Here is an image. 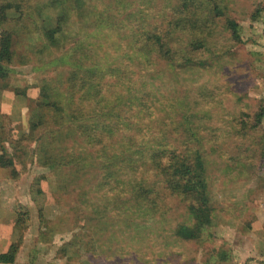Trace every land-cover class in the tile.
Instances as JSON below:
<instances>
[{
  "label": "rangeland",
  "instance_id": "374dc122",
  "mask_svg": "<svg viewBox=\"0 0 264 264\" xmlns=\"http://www.w3.org/2000/svg\"><path fill=\"white\" fill-rule=\"evenodd\" d=\"M29 1L33 7L48 0ZM219 1L226 5L224 13L238 23L240 41L220 30L201 56L210 65L177 76L161 64L153 69L152 78H146L161 101L169 99L171 119L185 115L190 134L203 137L213 213L200 240L182 239L174 232L177 224L192 225L187 200L176 199L164 215L143 212L136 216L127 212L129 209L116 208L119 199L114 197L129 206L127 193L119 194L127 186H100L101 160L92 157V145L77 134L67 140L58 137L65 150L83 161L79 165L65 161L50 169L41 165L36 140L53 131L60 135L59 129L46 113L35 131L30 128L38 111L35 99L42 100L49 86L67 76L77 46L82 45L87 53L93 49L104 64L114 61L125 40L119 31L107 29L111 15L137 11L148 0H80L83 18L74 15L68 20L57 48L48 46L41 26L53 25L58 6L40 13L38 9L29 11L19 22L16 13L2 6L1 16L14 17L15 30L19 23L23 26L12 62L5 65L9 76L0 79V98H4L0 146L15 161L14 170L6 169L8 174L11 171L10 181H3L0 187L5 189L2 204L9 212L6 219L14 215L12 239L20 237L21 241L15 264H264V118L249 130V137H239L237 127L243 113L250 116L248 125H253L254 112L260 104L264 106V12L251 16L257 7H263L264 0ZM151 2L159 6L165 1ZM25 26L31 31H25ZM201 91L208 94L209 101L200 100L195 106ZM178 108L184 109V114ZM158 124L157 119L150 124L147 121L148 134ZM61 128L66 136L68 132ZM170 134L174 144L187 137L180 129ZM37 177L41 178L37 185L41 194L34 191Z\"/></svg>",
  "mask_w": 264,
  "mask_h": 264
},
{
  "label": "trees",
  "instance_id": "16d2710c",
  "mask_svg": "<svg viewBox=\"0 0 264 264\" xmlns=\"http://www.w3.org/2000/svg\"><path fill=\"white\" fill-rule=\"evenodd\" d=\"M79 1L48 0L31 7L29 0H8L0 3V10L2 6L10 8L17 14L15 17L20 18L19 22L27 18L29 11L38 9L40 13L45 8L55 9L58 6L60 10L54 17L53 25L46 27L42 23L41 26L43 35L48 38V46L57 48L68 20L74 15L83 18ZM162 2L163 5L158 6L148 0L137 11L111 15L107 29L119 31L125 40L120 55L114 61L104 64L93 49L92 53H87L82 45L77 46L67 76L49 86L42 100L35 99L38 111L30 128L35 131L41 123L42 114L46 113L59 129L60 135L53 131L48 137L39 136L36 140L39 141L37 150L41 152L38 153L41 165L50 169L58 168L65 161L78 165L83 161V158L67 151L68 148L65 150V145L57 142L58 137L67 140V136L77 134L85 143L92 145V157L101 160L100 186L110 189L113 188L111 183L115 187L120 184L127 186V189L119 190V194L120 191L127 193L129 206H125L120 197H114L119 199L116 208L121 207L123 211L129 209L127 212L136 216L143 212L152 216L157 213L164 215L176 199L187 200L186 210L193 219L192 225L177 224L174 232L182 239L200 240L213 213L203 137L190 134L185 115L177 120L171 119L169 99L161 101L146 78H152L153 69L161 64H166L177 76L210 65L201 56L203 52H208L206 47L211 38L218 31L225 30L230 32L232 40L239 42V25L224 13L222 9L226 5H220L219 0ZM262 11L264 5L254 10L252 18ZM12 18L0 14V79L9 76L5 65L12 62L16 52L14 44L20 28H23L19 23L15 30ZM24 28L31 31V28ZM50 91L53 96L49 95ZM200 100L208 102V94L201 91L193 104L197 106ZM179 108L177 110L184 114V109ZM159 111H165L164 115L157 116ZM249 117L243 113L237 121L239 137H249V130L258 126L264 118V106L260 104L254 112L253 125H248ZM153 119H157L160 125L154 126L150 135L145 124L147 121L150 124ZM167 124L170 129L163 128ZM61 127L68 132L66 136ZM179 129L187 137L174 144L170 142V131L178 132ZM14 166L13 157L1 145L0 167L14 170ZM119 174L123 175V180ZM40 180L37 177L33 183L38 194L43 192L40 185L37 186ZM20 245V237L12 239L7 250L0 253V263H14Z\"/></svg>",
  "mask_w": 264,
  "mask_h": 264
},
{
  "label": "crops",
  "instance_id": "0c3cea01",
  "mask_svg": "<svg viewBox=\"0 0 264 264\" xmlns=\"http://www.w3.org/2000/svg\"><path fill=\"white\" fill-rule=\"evenodd\" d=\"M2 95V93L0 94ZM2 99L4 98H0V107L3 106L2 104ZM11 109H14L11 108ZM2 112H6V109L3 108L1 109ZM9 113V111H8ZM6 169L9 170V168H2L0 167V183L2 184L3 181H7V179L10 181V175H11V171L10 174L7 173ZM10 183V182H9ZM4 186L0 187V253L5 252L12 240V223L11 221L14 219V215H12V217L9 216V219H6V215L9 213L8 210L3 207L2 204V196L4 194ZM14 190V188H13ZM8 193L10 194V184L8 185ZM8 212V213H7ZM3 264V263H0ZM12 264H15L12 263Z\"/></svg>",
  "mask_w": 264,
  "mask_h": 264
}]
</instances>
